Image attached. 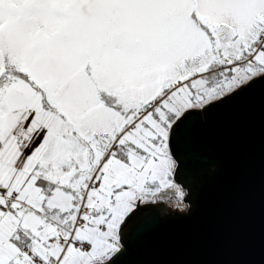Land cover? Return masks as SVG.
I'll list each match as a JSON object with an SVG mask.
<instances>
[{
	"label": "snow or ice",
	"instance_id": "snow-or-ice-1",
	"mask_svg": "<svg viewBox=\"0 0 264 264\" xmlns=\"http://www.w3.org/2000/svg\"><path fill=\"white\" fill-rule=\"evenodd\" d=\"M264 84V0H0V264H117L197 114Z\"/></svg>",
	"mask_w": 264,
	"mask_h": 264
},
{
	"label": "water",
	"instance_id": "water-1",
	"mask_svg": "<svg viewBox=\"0 0 264 264\" xmlns=\"http://www.w3.org/2000/svg\"><path fill=\"white\" fill-rule=\"evenodd\" d=\"M174 147L177 181L197 180L190 211L149 206L117 264H264V84L194 116Z\"/></svg>",
	"mask_w": 264,
	"mask_h": 264
},
{
	"label": "clouds",
	"instance_id": "clouds-1",
	"mask_svg": "<svg viewBox=\"0 0 264 264\" xmlns=\"http://www.w3.org/2000/svg\"><path fill=\"white\" fill-rule=\"evenodd\" d=\"M186 195V190L182 187L181 191L173 189L166 193L159 202L166 205L165 211L171 209L172 211L184 212L189 207L185 201Z\"/></svg>",
	"mask_w": 264,
	"mask_h": 264
},
{
	"label": "flooded vegetation",
	"instance_id": "flooded-vegetation-1",
	"mask_svg": "<svg viewBox=\"0 0 264 264\" xmlns=\"http://www.w3.org/2000/svg\"><path fill=\"white\" fill-rule=\"evenodd\" d=\"M214 167H215V165H214V164H211V165H208V166H207V169H209V170H213ZM196 185H197V180H194V181H192V183L189 185L188 188L186 187L187 189H189V190L185 189V190H186V193H187V196L185 197L186 202H187V199L190 200V198L192 197V193H193V190H194V188L196 187ZM181 187L184 189V187H183L182 185H181ZM159 204H161V206H163L164 209L166 208V205H164L163 203H160V202H158V203H156V204H153V205L158 206ZM169 210H171V209H169ZM189 211H190V207H188V208L186 209V211H184V212H180V213H178V212L176 211L175 214L185 215V214H188ZM169 212H170V211H169ZM171 212H172V210H171ZM166 216H169V214H168V213H162V215H161L162 218H164V217H166Z\"/></svg>",
	"mask_w": 264,
	"mask_h": 264
},
{
	"label": "trees",
	"instance_id": "trees-1",
	"mask_svg": "<svg viewBox=\"0 0 264 264\" xmlns=\"http://www.w3.org/2000/svg\"><path fill=\"white\" fill-rule=\"evenodd\" d=\"M214 171L216 170V168L214 167V169H213ZM214 171H212V170H209V173H213ZM194 195H195V190H193V193H192V197L190 198V200H191V202L193 201V199H194ZM192 211V210H191Z\"/></svg>",
	"mask_w": 264,
	"mask_h": 264
},
{
	"label": "rangeland",
	"instance_id": "rangeland-1",
	"mask_svg": "<svg viewBox=\"0 0 264 264\" xmlns=\"http://www.w3.org/2000/svg\"><path fill=\"white\" fill-rule=\"evenodd\" d=\"M165 213H167V211H164ZM177 212H179V211H177ZM170 213H172V212H170Z\"/></svg>",
	"mask_w": 264,
	"mask_h": 264
}]
</instances>
